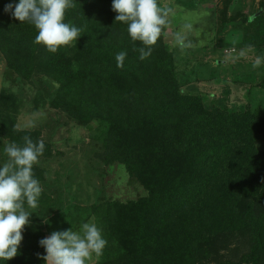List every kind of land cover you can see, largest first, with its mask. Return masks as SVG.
<instances>
[{
  "label": "trees",
  "instance_id": "16d2710c",
  "mask_svg": "<svg viewBox=\"0 0 264 264\" xmlns=\"http://www.w3.org/2000/svg\"><path fill=\"white\" fill-rule=\"evenodd\" d=\"M10 3L0 0L7 67L27 80H55L52 106L86 127L99 124L104 158L124 163L147 190L135 200L94 206L113 238L99 264H264V108L209 104L207 95L184 91L165 40L167 22L151 55L140 60L144 45L116 22L112 0H74L65 22L81 36L51 53L34 43L31 22L5 12ZM238 26L243 47L264 61V0L260 13ZM121 51L123 68L115 60ZM20 108L12 93L0 91V135L23 146L25 136L39 141V133L17 127ZM44 144L42 155L49 156ZM33 173L42 188L44 171L34 165ZM46 198L42 188L39 203ZM23 237L6 264H45L39 241L46 233L26 225Z\"/></svg>",
  "mask_w": 264,
  "mask_h": 264
},
{
  "label": "rangeland",
  "instance_id": "374dc122",
  "mask_svg": "<svg viewBox=\"0 0 264 264\" xmlns=\"http://www.w3.org/2000/svg\"><path fill=\"white\" fill-rule=\"evenodd\" d=\"M74 0H70V3ZM262 0H157L166 13L165 40L174 54L184 91L193 90L211 100L221 99L230 107H263V58L254 48L243 47L245 31L238 26L245 16L260 13ZM179 38V40H178ZM58 84L51 77L35 74L31 79L7 67L0 53V91L12 93L21 106L17 127L39 133V141L50 144L52 153L34 165L44 171L42 188L48 198L38 202L31 224L46 233L78 231L85 222L102 229L107 245L89 264H99L113 238L94 206L107 200L128 202L147 194L146 188L120 161H107L99 124L92 128L78 123L52 106ZM16 143L0 135V163H7L5 147ZM102 207L99 209L101 210Z\"/></svg>",
  "mask_w": 264,
  "mask_h": 264
},
{
  "label": "clouds",
  "instance_id": "9594fccd",
  "mask_svg": "<svg viewBox=\"0 0 264 264\" xmlns=\"http://www.w3.org/2000/svg\"><path fill=\"white\" fill-rule=\"evenodd\" d=\"M69 6L70 0H13L5 6V12L20 22H31L38 32L34 43L55 53L81 36L79 27L65 22ZM112 9L118 13L116 22L127 24L131 39L144 45L138 49L139 59H146L161 35L167 14L157 0H112ZM126 57L125 51L116 54L117 67H124ZM44 149L42 140L33 141L29 136L24 137L23 146L10 143L4 149L8 161L0 163V264L18 255L23 230L31 224L32 213L26 210L25 203L28 208L38 205L42 188L33 166ZM107 243L95 222H85L78 231L72 227L42 238L39 245L46 254L40 258L45 264H89L93 254L101 255Z\"/></svg>",
  "mask_w": 264,
  "mask_h": 264
}]
</instances>
